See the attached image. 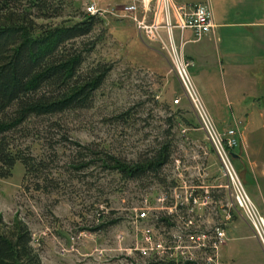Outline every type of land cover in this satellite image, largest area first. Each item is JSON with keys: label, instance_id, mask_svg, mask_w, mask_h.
Listing matches in <instances>:
<instances>
[{"label": "rangeland", "instance_id": "obj_1", "mask_svg": "<svg viewBox=\"0 0 264 264\" xmlns=\"http://www.w3.org/2000/svg\"><path fill=\"white\" fill-rule=\"evenodd\" d=\"M71 1L65 13L83 11L85 0ZM128 1L95 0L102 22L83 39L102 33L93 50L85 53L82 69L101 61L111 68L94 91L90 106L49 118L59 126H49L44 118L32 120L30 128L38 130L37 136L15 134L14 142L27 146L39 161L40 175L21 181L23 170L16 162L10 174L0 178V230L9 232L23 224L40 264H130L132 207L139 205L144 190H149L152 199L162 187L182 179L188 185L210 186L214 196L222 199L218 164L203 134L195 129V117L166 51L156 41H147L133 21L122 16ZM152 21L151 16L145 18V23ZM161 21L158 14L156 22ZM176 31L174 43L180 45ZM159 34L167 40L164 29ZM257 41L262 46L260 63L250 84L238 70L217 65L204 70L199 81L190 78L217 132L225 136L226 128L238 130L236 147L227 148L237 155L231 157V164L264 219V38ZM198 69L188 67L187 71L191 75ZM125 110L124 122L116 115ZM178 112L194 127L187 130ZM246 119L250 121L247 129ZM163 140H168L169 155L155 174L122 180L97 162L85 168L70 167L73 141L105 147L125 161H134ZM231 218L219 249L223 263L264 264L263 250L248 224L237 214ZM117 235L122 236L119 242Z\"/></svg>", "mask_w": 264, "mask_h": 264}, {"label": "trees", "instance_id": "obj_2", "mask_svg": "<svg viewBox=\"0 0 264 264\" xmlns=\"http://www.w3.org/2000/svg\"><path fill=\"white\" fill-rule=\"evenodd\" d=\"M71 7V0H0V178L7 177L16 162L23 170L21 181L39 176V161L27 146L14 142L15 134L37 136L38 130L30 128L32 120L44 118L49 126H59L49 118L89 107L94 91L111 68L101 61L82 69L85 53L93 50L102 32L95 38H83L102 19L83 11L65 13ZM55 18L61 20L50 22ZM127 113L125 110L116 117L125 122ZM177 115L187 130L194 127L179 112ZM72 144L71 168L97 162L122 180L155 174L169 155L168 140L134 161H125L105 147ZM30 242V232L23 224L9 232L0 230V264H40Z\"/></svg>", "mask_w": 264, "mask_h": 264}, {"label": "built area", "instance_id": "obj_3", "mask_svg": "<svg viewBox=\"0 0 264 264\" xmlns=\"http://www.w3.org/2000/svg\"><path fill=\"white\" fill-rule=\"evenodd\" d=\"M84 13L100 15L95 0H85ZM122 16L133 21L136 31L149 42L156 41L166 51L172 70L188 101L206 145L218 164L222 184V199L202 183L188 185L182 179L169 187H162L155 197L149 190L140 196L139 205L132 207L131 229L134 240L129 250L130 264H225L219 249L226 239L225 226L235 214L248 224L252 236L264 253V219L250 200L231 164L227 148L237 145L235 127L218 133L194 87L187 68L189 62L174 43L173 30L179 34L188 29L192 40H198L211 28V12L204 2L178 4L172 0H130L122 8ZM162 17L156 22L157 15ZM151 16L153 21L145 23ZM164 29L166 41L159 34ZM179 43H183L179 36ZM178 102V98L172 100ZM122 239L117 235L116 241Z\"/></svg>", "mask_w": 264, "mask_h": 264}, {"label": "crops", "instance_id": "obj_4", "mask_svg": "<svg viewBox=\"0 0 264 264\" xmlns=\"http://www.w3.org/2000/svg\"><path fill=\"white\" fill-rule=\"evenodd\" d=\"M172 1L178 4L204 2L211 12L212 28L200 39L192 40L188 29L181 34L176 31L177 39L181 36L183 41L180 49L189 62L188 67H199L197 71L191 72L190 76L194 80L199 81V75H203L204 70L217 65L238 70L247 84L255 81L252 75H256L262 49L257 39L264 38V0ZM251 98L256 99L253 96ZM246 122L244 128L247 129L250 121L246 119Z\"/></svg>", "mask_w": 264, "mask_h": 264}, {"label": "water", "instance_id": "obj_5", "mask_svg": "<svg viewBox=\"0 0 264 264\" xmlns=\"http://www.w3.org/2000/svg\"><path fill=\"white\" fill-rule=\"evenodd\" d=\"M230 156L233 157V158L237 157V155L234 154V153H230Z\"/></svg>", "mask_w": 264, "mask_h": 264}]
</instances>
